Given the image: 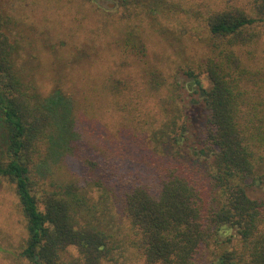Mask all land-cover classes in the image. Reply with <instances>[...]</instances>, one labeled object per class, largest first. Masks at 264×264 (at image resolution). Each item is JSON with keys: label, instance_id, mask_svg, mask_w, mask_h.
<instances>
[{"label": "trees", "instance_id": "trees-1", "mask_svg": "<svg viewBox=\"0 0 264 264\" xmlns=\"http://www.w3.org/2000/svg\"><path fill=\"white\" fill-rule=\"evenodd\" d=\"M119 1L125 17L152 18L154 30L158 16L170 13L166 0ZM245 2L211 10L188 29L205 47L199 62L182 66V81L151 62H131L139 78L125 69L129 62L105 71L97 107L107 102L122 131L143 135L160 154L140 162L115 156L98 137L107 155L80 143L72 148L71 105L59 107L25 79L11 12L0 7V177L13 185L25 219L19 254L28 264H119L123 252L103 213L116 189L128 247L142 264H264V198L249 195L264 185V62L255 53L264 40V0ZM108 11L99 15L115 13ZM126 34L136 42L133 31ZM180 90L189 107L201 109L197 134L189 133ZM159 91L172 95L170 112ZM84 103L87 115L94 102ZM46 162L53 166L48 180L40 172Z\"/></svg>", "mask_w": 264, "mask_h": 264}, {"label": "rangeland", "instance_id": "rangeland-1", "mask_svg": "<svg viewBox=\"0 0 264 264\" xmlns=\"http://www.w3.org/2000/svg\"><path fill=\"white\" fill-rule=\"evenodd\" d=\"M85 1L0 0L3 12H11V31L21 45L19 62L25 79L36 84L45 97H53L58 101L59 107L71 105L73 109L71 119L75 131L72 148L76 143H80L88 145L91 149L95 148L99 154L102 152V155H107L108 152L101 150L102 147L93 141L94 137H98L113 150L115 156L128 162L160 158V154L146 146L143 135L130 138L127 135L128 131H122L115 123L118 114L113 118L114 114L104 109L107 102L102 104L103 108L97 107V104L101 103L98 91L105 71L115 68L117 63L129 62L125 69L137 76L138 67L131 62H151L162 70L165 77L175 74V78L182 81L184 79L182 66L189 62H199L205 47L203 42L190 36L188 29L193 25L199 26V21L211 10L231 4L244 6L246 2L166 0L170 13L167 17L158 16L155 31L154 19L151 24L152 18L144 24L138 19L125 17L126 13L119 5V0H97V3L92 1V6L90 2ZM101 10L112 12L114 10L115 13L108 17L100 14L101 17L99 15ZM125 22L129 25L124 26ZM129 30L135 35L132 36L135 43L127 42L126 32ZM200 34L204 38L202 30ZM262 43L255 53L257 60L264 62V40ZM154 77H158L157 73ZM202 77L205 80L203 75ZM91 82L93 91L89 88ZM160 91L155 96L158 100L162 98L160 103L170 112V108L175 106L171 99L172 95L170 97L167 95L165 99L161 97ZM180 92L183 98L181 106L190 114L189 133L197 134V127L199 128L202 123L201 109L197 106L189 107L186 102V91ZM86 97L94 102V107H90L87 115L84 113L83 105L80 107V103H84ZM148 106L153 109L152 102ZM109 142L112 144L107 145ZM3 150L4 140L0 126V160L4 157ZM263 163L264 161L261 162L264 170ZM52 167L50 162L43 163L40 167L42 176L47 180ZM249 195L264 198V185L251 186ZM95 198L97 199V196ZM103 213L115 232L119 254L123 252L122 257L118 259L119 264H142L141 257L139 258V255L128 247V221L122 212L119 190L116 189L113 196H110ZM26 237L25 219L14 187L0 177V264H28L19 254Z\"/></svg>", "mask_w": 264, "mask_h": 264}]
</instances>
